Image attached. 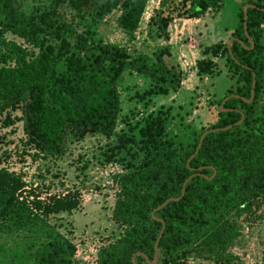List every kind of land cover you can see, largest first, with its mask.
<instances>
[{
  "label": "trees",
  "instance_id": "obj_1",
  "mask_svg": "<svg viewBox=\"0 0 264 264\" xmlns=\"http://www.w3.org/2000/svg\"><path fill=\"white\" fill-rule=\"evenodd\" d=\"M67 1L80 16L83 1ZM118 3L114 0L96 8L92 22L78 33L58 19L55 7L40 16L25 15L7 0H0V121L6 128L22 123L33 157L62 156L70 137H112L119 121L118 88L125 75L141 80L142 88L131 99L145 105L181 88L184 73L165 61L171 58L168 45L147 54L95 38V21ZM145 4L146 0L121 1L116 24L126 35L138 28ZM245 5L254 7L245 10L248 38ZM222 6L223 0H160L148 22V37L167 42L174 20L197 19L209 11L217 14ZM262 9V0H244L239 6L231 37L242 45L231 42L234 59L220 42L203 47L195 62L199 79L219 75L217 60L236 77L235 85L211 103L217 112L211 125L193 133L184 146L168 136L170 106L138 114L140 120L129 126L137 130L138 139L131 138L136 148L129 137H123L125 142L118 149H125L132 161L126 164L127 172L114 178L117 194L112 221L122 232L99 248L95 264H151L162 229L160 221L164 231L156 264H202L189 263L191 257L206 264H236L228 251L242 236L243 223H256L264 207V106L259 105L264 95ZM5 33L22 39L38 54L7 40ZM253 80V100L247 103ZM17 110L20 118L11 119ZM227 127L230 129L222 131ZM209 130L217 131L204 137L191 159L201 135ZM190 177L181 200L152 216L167 200L181 196ZM0 227L9 232L34 230L43 238L30 264H75L76 247L71 240L3 187Z\"/></svg>",
  "mask_w": 264,
  "mask_h": 264
},
{
  "label": "rangeland",
  "instance_id": "obj_2",
  "mask_svg": "<svg viewBox=\"0 0 264 264\" xmlns=\"http://www.w3.org/2000/svg\"><path fill=\"white\" fill-rule=\"evenodd\" d=\"M7 1L25 15L40 16L55 7L54 13L58 19L80 33L92 22L96 8L114 0H82L80 16L75 14L67 0ZM121 1L110 13L95 21V38L106 44L147 54L164 46L163 40L153 41L148 37V22L152 12L159 7V0H146L138 28L131 35H126L116 24ZM233 16V3L226 0L214 21L221 27L229 26L233 23ZM210 20V17L206 19ZM4 37L32 51L34 56L38 54L37 49H32L15 35L5 33ZM188 41L186 38L179 44L186 45ZM199 41L202 45L216 42L213 37ZM179 59L182 68H190L186 57ZM165 61L169 66H175L174 57ZM217 61L219 75L214 73L202 79L197 76L198 79H194L192 75L191 79L188 78L190 74L186 73L184 77L189 82L184 83L185 89L179 90L177 96L170 93L166 97H155L147 105L131 99L142 88L141 80L136 76L125 75L118 88L120 112L114 135L110 138L90 135L82 139L70 137L65 153L57 158L33 157L35 152L26 144L22 123L17 121L6 128L0 121V187L12 191L30 212L40 216L48 226L71 240L76 247L73 258L75 264H95L99 248L116 240L122 232L112 221L117 194L114 178L127 172L126 164L132 161L125 149H118L125 142L123 137H129L131 146L135 147V141L131 138L138 139L137 130L129 126L140 120L138 114L147 115L160 106H170L172 117L168 124V136L176 145L188 144L193 133L215 121L216 106H210L211 103L216 102L236 83V77L223 67L222 61ZM259 105L264 106V95ZM20 116L21 112L17 110L10 117ZM259 216L251 226L243 223L242 236L228 251L236 264H264V207ZM42 241L43 238L34 230L9 232L5 227H0V264H30ZM188 262L207 263L195 257L189 258Z\"/></svg>",
  "mask_w": 264,
  "mask_h": 264
},
{
  "label": "crops",
  "instance_id": "obj_3",
  "mask_svg": "<svg viewBox=\"0 0 264 264\" xmlns=\"http://www.w3.org/2000/svg\"><path fill=\"white\" fill-rule=\"evenodd\" d=\"M225 1L226 0H223L222 8H224ZM228 1H231L234 6L233 23L229 26L221 27L219 23L214 21L221 10L217 14H214L210 11L206 12L205 15L197 19H177L174 20L169 26V39L164 43V45H168L170 47L171 57L175 58V65H177L184 74H190L188 75V78L192 79L193 77L191 76L193 75L194 79H198L196 77L193 65L195 64L196 60L201 58V50L203 47L220 42L226 45L232 39L231 35L233 34L234 28L236 26V13L239 6L244 0ZM209 17L212 18V20L206 21V19ZM210 37L215 38L216 42L211 43L210 45H202L199 41V39H208ZM186 38L189 39L186 45H181V43L179 44L181 40H185ZM197 38L199 39L196 41ZM180 57H186V62L191 65L189 69L182 68L181 59H179ZM188 78L184 77V80L181 83V88L179 90L183 91V89H185L184 83L186 84L187 82H189ZM177 93H175L176 96Z\"/></svg>",
  "mask_w": 264,
  "mask_h": 264
},
{
  "label": "water",
  "instance_id": "obj_4",
  "mask_svg": "<svg viewBox=\"0 0 264 264\" xmlns=\"http://www.w3.org/2000/svg\"><path fill=\"white\" fill-rule=\"evenodd\" d=\"M247 8H254V7L251 6V5H245V6L242 8V11H243V14H244V21H245V23H244V32H245V36L248 38L247 29H246V21H247V17H246V13H245V10H246ZM261 11L264 12V9H262ZM233 41L238 42L239 44L242 45V43H241L240 41L236 40V39H231V40L226 44V48L229 50V53H230V56H231L232 59H234V57H233L232 53L230 52V44H231V42H233ZM253 79H254V75H253ZM254 87H255V81L253 80V82H252V86H251V92H250V99L247 100V101H245V102L250 103V102L253 100V96H254ZM232 97H236V96H232ZM227 99H228V98H227ZM227 99H226V100H227ZM226 100H225V101H226ZM223 104H224V102H223L221 105H223ZM220 110L223 111V109L221 108V106H220ZM240 123H241V121L238 122L237 125H239ZM227 129H230V127H227V128H225V129H223L222 131H225V130H227ZM215 131H217V130H209V131H207V132H204V133L201 135L200 140H199V144H198V147H197V150L195 151V153H194V155L191 157V159H192V158L198 153V150H199V148H200V146H201V144H202V142H203L204 137H205L207 134H209V133H211V132H215ZM190 179H191V177H190L189 179H187V180L184 182V184H183V186H182L181 196H180L179 198H176V199L172 198V199L167 200V201H166L165 203H163L160 207L156 208V209L153 211L152 216H153L154 213H156V212H158V211L164 209L169 203H173V202H177V201L181 200V198L183 197L184 192H185V186H186V184L188 183V181H189ZM160 222H161V224H162V229H161L160 234H159V237H158V239H157V241H156V243H155V245H154V261H153L151 264H156V262H157L158 243H159V240H160V238L162 237V234H163V231H164V223H163L162 221H160ZM132 263L134 264V261H132Z\"/></svg>",
  "mask_w": 264,
  "mask_h": 264
},
{
  "label": "built area",
  "instance_id": "obj_5",
  "mask_svg": "<svg viewBox=\"0 0 264 264\" xmlns=\"http://www.w3.org/2000/svg\"><path fill=\"white\" fill-rule=\"evenodd\" d=\"M160 1V0H159Z\"/></svg>",
  "mask_w": 264,
  "mask_h": 264
}]
</instances>
